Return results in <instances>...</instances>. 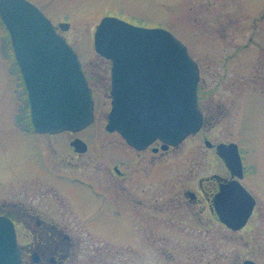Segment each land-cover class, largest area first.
Instances as JSON below:
<instances>
[{
	"label": "rangeland",
	"instance_id": "374dc122",
	"mask_svg": "<svg viewBox=\"0 0 264 264\" xmlns=\"http://www.w3.org/2000/svg\"><path fill=\"white\" fill-rule=\"evenodd\" d=\"M29 1L43 10L56 27L63 21L69 24L64 31L58 27L56 30L78 54L94 99L89 129L71 135H43L38 141L54 145V141L77 137L92 145L95 140L105 141L102 145L106 146H122L117 134L106 133L103 128L110 108V63L93 48L94 27L100 17L107 15L172 33L198 64L197 93L210 106L207 118L221 113L219 110L224 107L225 114L221 113L216 123L201 126L177 147L159 150L155 156L150 180L157 185V203L173 206L126 207L123 217L114 213L115 207H89L90 199L83 189L66 187L64 192L72 197L73 208L0 207L2 214L32 209L58 223L71 237L64 264H230L235 259L238 263L243 238L251 241L247 254L264 264V228L254 226L264 220V18L259 19L264 12V0ZM5 32L0 22V205L16 201L18 195L23 201L20 193L28 186L21 181L24 177L35 172L47 177L50 173L46 157L36 148L37 137L17 126L24 119V111ZM232 53L234 58L229 60ZM206 140L212 144L233 141L240 150L242 184L256 200L250 226L241 234L235 235L213 223L208 212L198 213V207H180L186 203L183 191L197 192L199 180L209 195L207 204H211L217 191L211 177L220 172L221 165L214 150L204 144ZM55 150L61 162L71 161L74 167L81 168L88 156H70L63 149ZM108 153L115 156L111 150ZM145 154L148 153H141ZM121 155L127 154L120 151L116 156L121 159ZM144 164L145 160L142 171L146 170ZM69 173L86 175L80 170ZM137 210H141L139 218ZM17 230L19 243L24 244L25 232L21 226Z\"/></svg>",
	"mask_w": 264,
	"mask_h": 264
},
{
	"label": "water",
	"instance_id": "95a60500",
	"mask_svg": "<svg viewBox=\"0 0 264 264\" xmlns=\"http://www.w3.org/2000/svg\"><path fill=\"white\" fill-rule=\"evenodd\" d=\"M0 18L10 34L36 130L69 131L88 125L92 102L83 74L51 22L26 0H0ZM95 28V49L112 64V109L106 128L120 131L136 148L155 139L177 145L196 132L201 123L196 108L198 71L185 46L164 29L138 27L112 16L102 18ZM217 152L240 176L236 145L221 143ZM246 192L234 182L213 197L216 215L230 229L241 228L251 214L254 200ZM14 234L12 222L0 217V264H20Z\"/></svg>",
	"mask_w": 264,
	"mask_h": 264
},
{
	"label": "flooded vegetation",
	"instance_id": "af4514ba",
	"mask_svg": "<svg viewBox=\"0 0 264 264\" xmlns=\"http://www.w3.org/2000/svg\"><path fill=\"white\" fill-rule=\"evenodd\" d=\"M240 50L241 49H239V51ZM234 54L235 53L229 55L228 59L230 58L229 60H231V58H234ZM197 96L198 107L201 111V114L203 115V123H201L202 128L212 125L211 123L213 121L216 123L217 119H219L218 116H221L222 114L224 116L225 107L219 110L222 114L219 113L216 114V116L213 115V118L210 117L211 120L208 119L206 111L210 109V106L202 102L198 94ZM208 102L210 103L209 100ZM23 110H25V108H23ZM27 112L29 111L26 108V114ZM17 126L22 129V131L28 132L29 134L37 137L36 148L42 157H46L50 173L47 177H45L41 175V173L39 174L38 172H35L30 174V176L21 179L22 183H26L28 185L24 188L22 193H20L24 196L23 201L21 202V200H19L20 195H18V197H16V201L9 202L7 204H1L0 207L73 208L74 206L72 197L69 196L67 192H64L66 187H77L78 189H83V191L86 193V196L90 199L89 207H115L113 209L114 213L116 212L117 215H121L123 217L125 216L126 207L154 208L173 206L172 204L168 203H165L164 205L162 204L160 206L158 205L157 196L155 194L157 185H154V183L150 180V177L154 173L153 169L155 167H151V165L153 161L156 160L155 156L157 155L158 151L160 150L163 152L174 147H169L166 150H162L160 148V142L155 141L151 144V146L149 145L144 149H136L121 139L122 148L118 147L119 144L113 146L102 145V143H106L105 141L94 140L91 142H96V144L92 145L91 143L82 140L81 144L84 145V148L79 149L74 143V140L77 137H72L71 139H66L64 141H54L55 143L52 145V143L47 141H38V137L43 135L55 136L59 135L60 133L39 134V132L36 133L29 124ZM105 132L109 133L107 131ZM64 133H68L70 135L75 134L71 131H66ZM113 133L115 132L109 134ZM221 142L228 143L229 141ZM56 148H59V150L63 149L68 154H70V156L88 153L87 160L81 168L80 166H72L71 161L66 163L61 162L59 160L61 157L55 155ZM106 148H108V150ZM209 149L214 150V154L219 160V165H221L220 172L213 173L211 177L213 178L212 181H214V185L218 189L220 183L227 182L228 180L235 179L236 177L232 176L229 169L225 164H223V160L218 156V154H216V149L212 146ZM109 150H111L112 153H115L114 157L108 153ZM120 151L123 153L125 151L127 155H121V159L117 158L116 155ZM143 152L148 154L142 156L141 153ZM144 160V166L146 165V170L142 171V163ZM73 170L83 171L84 175H86L82 177L80 175H72L69 172ZM57 182H62L63 185L60 186V184ZM73 192L77 191L75 190ZM183 196L186 203L181 204L180 207L195 206L198 207V213L205 214V212H208L213 223H217V225L226 228L230 233L235 235H238V233L241 234L250 226L249 224L251 216L255 212L254 207L250 217L246 220V223L240 229L233 230L226 227L225 225H222L218 215H216L217 213L213 207L212 200L211 204H207L209 195L204 185L200 183V180L198 182L197 192L193 189L184 190ZM2 211L3 209H0V215L11 219L15 227V235L19 248L18 255H20L21 259L20 264H64L69 255L68 252L70 251L71 237L70 234L63 231L58 223H55L54 221H51V219L43 217L40 214H35L32 209L20 210L19 212L13 211V215L10 211L5 212L7 214H2ZM140 213L141 210H137V218L140 217ZM198 223H201V221L199 220ZM140 225L141 220L138 219L136 221V229H138V231ZM18 226L22 227V231L25 232L27 237V241H25L24 244L19 243L17 235ZM254 226L264 228V220L257 221ZM134 232L137 234V230L134 229ZM243 240V242L239 243L242 245L239 246V253L237 256L240 257L241 260L237 263L235 259V261L230 264H244V262H248V260L253 261L254 264H261L260 262L255 261L251 255L247 254V249H250L251 247V241H247L245 238H243Z\"/></svg>",
	"mask_w": 264,
	"mask_h": 264
}]
</instances>
